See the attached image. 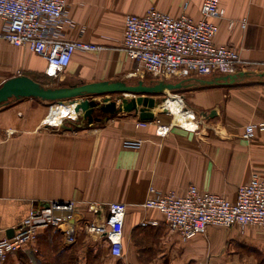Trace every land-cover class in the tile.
Masks as SVG:
<instances>
[{
    "label": "crops",
    "instance_id": "crops-1",
    "mask_svg": "<svg viewBox=\"0 0 264 264\" xmlns=\"http://www.w3.org/2000/svg\"><path fill=\"white\" fill-rule=\"evenodd\" d=\"M66 2L72 24L62 27V38L104 47L76 50L62 77L53 79L60 85L105 80L148 83L129 75L137 62L121 49L125 16L144 14L154 6L180 16L188 2L185 13L198 19L203 0ZM220 5L226 13L214 19L215 44L235 46L244 60L254 64L247 71L255 78L244 81L261 84L207 86L193 77L188 82L193 86L156 96L163 101L177 94L188 107L175 101L170 114L158 104L154 120L139 126L138 114L121 112L78 127L69 117L57 130L46 126L51 124L45 119L51 103L30 97L11 99L0 108V230L13 228L32 208L52 200L75 201L87 219L92 218L87 212L91 202L128 203L123 259L111 254L105 238L89 235L82 221L73 245L63 244L56 229H42L34 243L11 252L5 264H264L256 258L264 259L261 227L241 231L237 226L212 225L185 241L167 226L160 211L142 206L151 184L158 192L179 195L195 184L234 200L239 185L254 174H264V132L253 140L243 137L246 124L264 121V75H258L264 73V0H221ZM230 20L236 21L232 30ZM243 20L245 28L240 25ZM3 26L0 19V29ZM45 68L40 55L0 40L1 83L20 74L37 80L35 75H45ZM186 108L199 118L196 131L190 129L197 123L184 128L175 122L176 114ZM144 220L160 224L142 225Z\"/></svg>",
    "mask_w": 264,
    "mask_h": 264
},
{
    "label": "built area",
    "instance_id": "built-area-1",
    "mask_svg": "<svg viewBox=\"0 0 264 264\" xmlns=\"http://www.w3.org/2000/svg\"><path fill=\"white\" fill-rule=\"evenodd\" d=\"M220 2L203 0L199 19L185 13L188 2L180 16H173L155 6L144 14H127L124 18L122 49L137 62L136 70L129 74L130 77L148 79V83L177 82L201 75L213 74L215 77L250 69V63L241 57L235 46L214 42L218 32L214 19L224 18L226 13ZM66 6V0H0V19L4 22L0 29V40L27 47L43 57L46 60L44 74L52 79L62 77L76 50L91 52L104 47L62 38V27L72 24ZM235 25L236 21L230 20L231 30ZM240 25L245 28L247 23L243 20ZM146 124L147 121L137 122L138 126ZM46 126L57 130L61 128ZM258 132H264V121L248 123L244 127L243 137L253 140ZM142 206L160 211L167 226L177 231L185 241L205 232L212 225L237 226L241 231L249 226L264 229V174H254L248 182L239 185L234 200L200 189L195 184H191L184 195L174 191L161 193L151 184ZM87 212L92 214V218L87 219L72 200H52L32 208L13 227L12 237L7 235L8 229L0 230V264H5L11 252L34 243L39 232L49 227L56 228L62 234L66 246L73 245L82 221L89 235L105 238L111 254L123 259V230L128 203L95 201L87 205ZM149 224L159 225L160 222H142V225ZM124 264L134 263L127 261Z\"/></svg>",
    "mask_w": 264,
    "mask_h": 264
},
{
    "label": "water",
    "instance_id": "water-1",
    "mask_svg": "<svg viewBox=\"0 0 264 264\" xmlns=\"http://www.w3.org/2000/svg\"><path fill=\"white\" fill-rule=\"evenodd\" d=\"M252 72H239L215 76L208 80L205 78H195L200 84L232 85L240 83L246 78L253 77ZM258 75L263 76L264 73ZM190 79L174 81H158L155 83H145L138 80L132 84L124 80L99 81L91 83L59 85L56 87L46 86L36 81L32 77L24 74L8 78L0 85V108L11 99L36 98L51 104L59 101H70L76 103L74 112L76 114L75 127L82 125L100 123L109 117H114L121 112H134L138 114L141 121H152L155 118L153 109L161 102V98L172 91L181 90L193 86ZM190 85V86H189ZM109 94H117V100ZM94 95H103L101 100L94 98ZM119 100V101H118ZM215 111L212 113V115ZM201 115L207 117L203 112ZM64 126V125H63ZM14 229L7 230V235L12 237Z\"/></svg>",
    "mask_w": 264,
    "mask_h": 264
},
{
    "label": "rangeland",
    "instance_id": "rangeland-1",
    "mask_svg": "<svg viewBox=\"0 0 264 264\" xmlns=\"http://www.w3.org/2000/svg\"><path fill=\"white\" fill-rule=\"evenodd\" d=\"M165 1H167V0H163V2H165ZM161 10V9H160ZM165 12V11H164ZM168 13V12H167ZM200 17H201V14H200ZM199 17V18H200ZM198 18V19H199ZM121 49H122V46H121ZM123 50V49H122ZM250 63V62H249ZM250 65H254V64H251L250 63ZM245 72H248V71H245ZM35 77L37 78V79H39V81H42V82H44L47 86H51V87H56V86H58V85H60V83L57 81V80H53V79H50V81L46 78V77H44V75L43 76H39V75H35ZM196 77H203V78H205V79H208V80H210V79H212L213 78V74H211V75H201V76H196ZM195 77V78H196ZM250 78H252V77H250ZM249 77H248V79H250ZM255 77H253L252 79H254ZM247 79V78H246ZM180 80H182V79H180ZM1 81H2V79H0V85L2 84L1 83ZM177 81V80H176ZM127 82H129V83H132V84H135L137 81L136 80H132V81H127ZM248 82V81H247ZM249 82H250V80H249ZM67 83H69V82H67ZM70 84V83H69ZM68 84V85H69ZM200 85H202V84H200ZM213 86H215V85H213ZM109 95H111L112 96V98L113 99H116L117 100V97H118V95L117 94H109ZM94 98H96L97 100H101L104 96L102 95H94L93 96ZM119 101V100H118ZM175 101H180L184 106H186V104H185V102H184V100L182 99V97L181 96H179V95H177V94H172V95H170V96H167L163 101H161L160 103H159V105H158V107L160 108V109H162V110H166L167 112H169L170 113V108H171V105L175 102ZM68 103V105L69 106H71L72 107V110H70L69 111V113H66L64 116H62V118H61V120H60V125H56V126H62L63 124H64V119H69V117H70V120H74V121H76V114H75V112H74V107H75V104L76 103H72V102H70V101H67ZM187 102H188V105L189 106H191L192 107V104H191V102H189V99L187 100ZM54 105L55 104H51L50 105V110H49V112H48V114L46 115V117H45V119H46V121L48 120V119H50V118H52L53 117V107H54ZM157 107V106H156ZM186 107H188V106H186ZM51 108H52V110H51ZM158 108V109H159ZM190 110H192L191 108H189ZM185 110H188V108H186V109H184V111ZM190 110H188V111H190ZM193 111V110H192ZM179 112H182V111H179ZM178 112V113H179ZM170 114H172V113H170ZM193 114H194V117H195V120H197L198 121V125L195 127V128H193V129H190V130H194V131H196V130H198L199 128H200V125H199V118H196V115H195V113H194V111H193ZM172 122H173V117H172ZM260 122V121H259ZM48 124V123H47ZM49 125H51V124H49ZM194 125V124H193ZM247 125V124H246ZM184 127V126H183ZM184 128H186V127H184ZM165 131H166V128H163ZM188 129V128H187ZM54 229H56V228H54ZM57 230V229H56ZM58 231V230H57ZM60 237H62V243L64 244V241H63V236L61 235ZM263 255V254H262ZM259 256H256V258L258 259V262H260V263H262L263 261H264V259L263 260H261L260 258H258ZM261 257V256H260ZM64 260H65V258H64Z\"/></svg>",
    "mask_w": 264,
    "mask_h": 264
},
{
    "label": "bare ground",
    "instance_id": "bare-ground-1",
    "mask_svg": "<svg viewBox=\"0 0 264 264\" xmlns=\"http://www.w3.org/2000/svg\"><path fill=\"white\" fill-rule=\"evenodd\" d=\"M67 103H68L67 101H59L53 103L55 104L53 110V117L48 119L52 125H60L61 124L60 120L62 116H64L66 113H69V111L72 110V107L69 106ZM175 122L178 125H182L185 127H193V124L198 123V121L195 120L194 114L188 110L185 111L183 110L182 112L177 113Z\"/></svg>",
    "mask_w": 264,
    "mask_h": 264
},
{
    "label": "trees",
    "instance_id": "trees-1",
    "mask_svg": "<svg viewBox=\"0 0 264 264\" xmlns=\"http://www.w3.org/2000/svg\"><path fill=\"white\" fill-rule=\"evenodd\" d=\"M44 77H46L48 80L52 79L51 77L44 75ZM36 80V79H35ZM36 81L40 82L43 85H46L44 82L39 81V79H37ZM262 82L260 80H252V81H242L240 83H236V84H232V85H227L229 87H235V86H252V85H258L261 84ZM41 100V99H40ZM47 229H52V227H49ZM54 229V228H53Z\"/></svg>",
    "mask_w": 264,
    "mask_h": 264
}]
</instances>
